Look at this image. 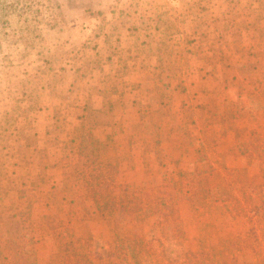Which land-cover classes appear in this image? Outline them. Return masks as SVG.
I'll return each instance as SVG.
<instances>
[{
  "label": "rangeland",
  "instance_id": "374dc122",
  "mask_svg": "<svg viewBox=\"0 0 264 264\" xmlns=\"http://www.w3.org/2000/svg\"><path fill=\"white\" fill-rule=\"evenodd\" d=\"M94 1L0 0V264H264V24L210 85L174 89L158 130L148 113L144 155L108 161L84 119L50 132L39 91L88 61L58 32Z\"/></svg>",
  "mask_w": 264,
  "mask_h": 264
},
{
  "label": "crops",
  "instance_id": "0c3cea01",
  "mask_svg": "<svg viewBox=\"0 0 264 264\" xmlns=\"http://www.w3.org/2000/svg\"><path fill=\"white\" fill-rule=\"evenodd\" d=\"M91 5L58 32L64 50L89 53L88 61L78 57L61 67L62 76L39 91L44 105L58 99L54 108L64 120L50 132L67 136L74 125L70 130L65 121L84 119L78 132L86 128L96 135L94 148L106 151L108 161L144 155L145 141L134 143L130 135L146 133L148 113L158 130L156 120L177 105L174 89L181 83L210 85L212 79H202L201 71L210 63L229 64L222 60L226 55L234 61L242 46L255 48L264 24V0H96ZM26 82V99L32 102L36 83ZM197 107L190 110L194 117L208 110Z\"/></svg>",
  "mask_w": 264,
  "mask_h": 264
}]
</instances>
